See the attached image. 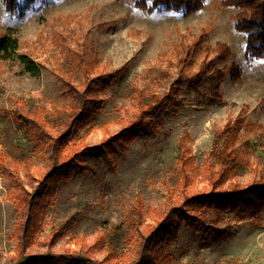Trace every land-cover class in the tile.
Returning a JSON list of instances; mask_svg holds the SVG:
<instances>
[{
    "label": "rangeland",
    "instance_id": "1",
    "mask_svg": "<svg viewBox=\"0 0 264 264\" xmlns=\"http://www.w3.org/2000/svg\"><path fill=\"white\" fill-rule=\"evenodd\" d=\"M222 1L207 0L203 10L185 16L173 11L149 13L138 9L135 0H39L20 16V10L8 13L0 0V33L22 42L24 46L18 53L29 52L40 70L32 75L16 54L0 65V155L6 157L4 163L0 159V264H23L31 257L42 258L44 264H53L62 257L100 261L109 244L93 252L89 249L102 233L113 228L119 232L111 244L118 258L124 254L134 259L138 244L127 217L139 197L144 203V228L147 224L157 225L158 214L181 207L186 194L212 191L198 168L203 169L207 161L215 163L210 152L217 134L223 133L222 145L231 127H240L243 137L249 124H264V57L248 61L246 34L234 26L237 10L225 7ZM178 32L192 36L207 32L212 46L224 42L230 47L232 55L220 67L229 72L236 66L242 75L237 82L227 75L221 89L225 103L198 107L186 102L179 109H169L163 113L166 124L159 134H143L120 158L117 170H106L102 178L77 175L60 184L35 242L22 253L15 234L21 210L12 199L15 164L22 166L20 177L32 191L39 184L40 170L50 161L44 151L36 149L29 125L22 124L18 117L36 107L51 110L70 99L55 63L58 60L63 64L65 60L62 44L71 52L87 51L98 58L99 73L122 67L128 72L120 82L111 84L104 77L95 86L101 102L99 125L109 126L107 133L101 126L86 136L85 143L95 146L106 136L118 133L123 121L136 117L133 86L147 95L169 92L177 79L176 70L170 71L168 81L158 82L156 77L166 68L159 60L160 54L177 40ZM75 83L83 81L77 77ZM191 96L183 92L187 100ZM182 146L189 149L185 154L194 160V166L186 170L179 162ZM247 161L249 165L239 170L234 182L248 185L260 178L264 139H252ZM27 162L28 175L24 169ZM185 176H196L187 188L183 185ZM223 216L221 227L230 232L224 238L201 235L183 224L178 229L172 225L174 240L168 247L172 264H264V214L259 224L242 213ZM72 218L75 221L68 233L52 245V232ZM175 218L174 223L178 220Z\"/></svg>",
    "mask_w": 264,
    "mask_h": 264
},
{
    "label": "trees",
    "instance_id": "2",
    "mask_svg": "<svg viewBox=\"0 0 264 264\" xmlns=\"http://www.w3.org/2000/svg\"><path fill=\"white\" fill-rule=\"evenodd\" d=\"M2 1L8 13L14 14L20 10V16H24L25 10L39 0ZM206 2L207 0H135V6L149 13L173 11L189 16L203 10ZM222 5L237 10L234 26L237 31L246 34L245 56L248 61L263 58L264 0H223ZM23 46L22 42L11 35L0 33V65L10 61L16 54L29 73L38 75L40 70L31 54L18 53ZM61 48L65 60L63 64L58 60L55 63L59 77L70 92V99L51 110L36 107L18 117L22 124L29 125L36 149L44 151L50 161L44 170H40L39 184L32 191L26 188L20 177L19 170L22 166L15 164L13 175L16 186L12 199L21 210V221L15 234L22 253L35 242L42 227L44 213L53 203L60 184L71 181L77 175L90 174L102 178L106 170H117L120 158L126 156V150L143 134H159L166 124L164 112L179 109L186 102L198 107L224 104L221 89L227 75L234 82L239 81L242 75L241 69L236 66L229 72L220 67L232 55L226 43L217 42L212 46L207 32L198 36L178 32L177 40L159 57V60L165 62L166 68L161 70L163 72L156 77V81H168L172 69L177 73V79L170 85L169 92L147 95L146 91L133 86L137 100L136 117L128 122L123 121V128L118 133L106 136L99 145L88 146L85 143L86 136L102 126L99 125L101 102L94 91L97 82L107 77L114 84L125 79L128 72L122 67L112 72L99 73L98 58H93L89 52H71L64 44ZM95 73L99 76L94 77ZM77 77L82 79V84L75 83ZM185 90L192 95L189 100L183 97ZM102 128L106 133L109 131L107 123ZM239 130L238 126L231 127L222 145L220 139L223 133L217 134L210 152L215 163L207 161L203 169L198 168L199 174L209 180L211 192L186 194L181 207L158 214L157 225L147 224L144 228V203L141 197L138 198L133 212L127 217L132 237L138 244L134 259L124 254L118 258L111 244L119 232L118 228H113L109 233H102L89 249L93 252L108 243L109 248L103 260L62 257L53 264H172L168 247L174 240V234L170 230L174 224L177 229L183 224L196 233L214 234L217 238L230 236V232L221 227L224 214L242 213L259 224V219L264 214V170L256 171L261 173L260 178L248 185L234 182L233 179L241 168L249 165L247 157L250 155L252 139H264V124H249L243 137H240ZM188 151V148L183 147V155L179 157L184 170L194 166V160L185 154ZM0 159L4 163L6 157L1 154ZM26 166L24 169L28 175L29 162ZM195 177L185 176L183 185L187 188ZM175 217L178 220L174 223ZM74 221V218L69 219L52 232V245L68 233ZM23 264L44 262L42 258L31 257Z\"/></svg>",
    "mask_w": 264,
    "mask_h": 264
}]
</instances>
